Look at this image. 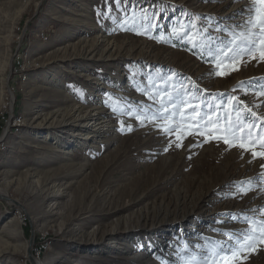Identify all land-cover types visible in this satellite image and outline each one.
Here are the masks:
<instances>
[{"label": "rangeland", "instance_id": "rangeland-1", "mask_svg": "<svg viewBox=\"0 0 264 264\" xmlns=\"http://www.w3.org/2000/svg\"><path fill=\"white\" fill-rule=\"evenodd\" d=\"M262 22L264 0H0V264H264ZM77 106L105 125L82 146Z\"/></svg>", "mask_w": 264, "mask_h": 264}, {"label": "bare ground", "instance_id": "bare-ground-1", "mask_svg": "<svg viewBox=\"0 0 264 264\" xmlns=\"http://www.w3.org/2000/svg\"><path fill=\"white\" fill-rule=\"evenodd\" d=\"M104 51H107V50H104ZM101 53H103V52L101 51ZM103 55H106V54L103 53ZM110 75H111V71L107 72L106 73V76L104 75L105 76L104 79L105 80H108V78H109ZM121 81H122V77H121L120 80H118V83L116 85L117 88H120L121 87L120 86L121 83H122ZM112 82H114V81H112ZM0 98H2V91H0ZM14 104H16V101H14V99H11V105L12 106H11V112H10V116H9L8 121H9V125L11 126V129H10L11 131H15V130H18L19 131L20 128L24 125L25 121L23 120V117L22 116L17 115V114H14L16 112V109H15V106L16 105H14ZM14 110H15V112H14ZM75 111H77V113H75V115H76V118L75 119L78 120V121H80V124L81 125H79V126H81V128H84V132L83 131L81 132L80 130L79 131L77 130L78 131L77 133H74L73 135H70V138H69V140H67L68 142L66 143L67 145H73L74 144L76 146H82V145H84V141L86 139H88L90 136H95V137L98 138V137H100L102 135V133H103L102 132V129L105 128V125L102 126V122H100V119L99 118L91 119L88 123H82V121H86L87 120L86 119V115L84 116L83 109L77 106V107H75ZM0 113H3V110H0ZM54 115H55L54 120L56 122L58 120V116L60 115V113H57V111H56L54 113ZM76 120H74V121H76ZM63 121H66V120H64V117H63V119L58 120V122H63ZM12 127H14V128L12 129ZM42 132H43L42 135H45V136L49 137L52 140H56V142H59V144H62V138H61V136H59V134H60L59 132H53L49 127H47L46 130H42ZM96 133H97V135H96ZM63 147L66 148V146H63ZM44 238L45 237H43V241L42 240L39 241L34 246V250L37 251V258H41L42 254H44L43 253L44 252L43 249H45L46 246H47V242L48 241L45 242L46 240L44 241ZM38 240H40V239H38ZM48 240H49V238H48ZM155 246H156L155 243H152L151 247H155ZM36 264H38V263H36Z\"/></svg>", "mask_w": 264, "mask_h": 264}, {"label": "trees", "instance_id": "trees-1", "mask_svg": "<svg viewBox=\"0 0 264 264\" xmlns=\"http://www.w3.org/2000/svg\"><path fill=\"white\" fill-rule=\"evenodd\" d=\"M37 26H38V22H37V19L36 20H33L32 22H31V24L29 25V31L31 32V31H33V30H36L37 29ZM26 46H24V48H25ZM19 80V79H18ZM19 83H20V80H19ZM18 86V85H17ZM16 86V88H19V87H17ZM19 90L18 89H16V96H18L19 95V92H18ZM16 113L18 114V113H20L19 112V110L18 111H16Z\"/></svg>", "mask_w": 264, "mask_h": 264}, {"label": "water", "instance_id": "water-1", "mask_svg": "<svg viewBox=\"0 0 264 264\" xmlns=\"http://www.w3.org/2000/svg\"><path fill=\"white\" fill-rule=\"evenodd\" d=\"M0 198H4V199L8 200L7 197H3L1 194H0ZM33 242H34V236H33L32 239H31V243H30V245H32ZM29 251H30V250H29ZM30 255H31V260L34 262V264H36V261H35L33 255H32V253H31V251H30Z\"/></svg>", "mask_w": 264, "mask_h": 264}, {"label": "snow or ice", "instance_id": "snow-or-ice-1", "mask_svg": "<svg viewBox=\"0 0 264 264\" xmlns=\"http://www.w3.org/2000/svg\"><path fill=\"white\" fill-rule=\"evenodd\" d=\"M260 27H261V30L264 31V22H262V23L260 24ZM261 43L264 44V41H261ZM261 58H264V53L261 54ZM234 70H238V69H234ZM262 94H264V93H262ZM228 142H229V141H227V140L225 139V143H228Z\"/></svg>", "mask_w": 264, "mask_h": 264}, {"label": "built area", "instance_id": "built-area-1", "mask_svg": "<svg viewBox=\"0 0 264 264\" xmlns=\"http://www.w3.org/2000/svg\"><path fill=\"white\" fill-rule=\"evenodd\" d=\"M9 116H10V113H8L7 116H5V118L3 119L6 123L8 122L7 119L9 118ZM33 251L35 252V255L37 258V251H35L34 248H33Z\"/></svg>", "mask_w": 264, "mask_h": 264}]
</instances>
